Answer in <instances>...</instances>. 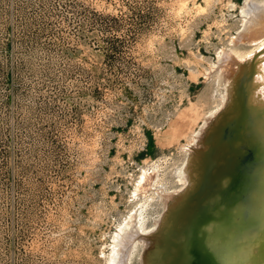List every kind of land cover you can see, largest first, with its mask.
I'll return each instance as SVG.
<instances>
[{
	"label": "rangeland",
	"instance_id": "rangeland-1",
	"mask_svg": "<svg viewBox=\"0 0 264 264\" xmlns=\"http://www.w3.org/2000/svg\"><path fill=\"white\" fill-rule=\"evenodd\" d=\"M246 1L0 0V264H108L150 196L152 224Z\"/></svg>",
	"mask_w": 264,
	"mask_h": 264
},
{
	"label": "bare ground",
	"instance_id": "bare-ground-1",
	"mask_svg": "<svg viewBox=\"0 0 264 264\" xmlns=\"http://www.w3.org/2000/svg\"><path fill=\"white\" fill-rule=\"evenodd\" d=\"M241 10L233 42L248 46L221 50L213 64L219 100L183 145L174 184L157 182L160 213L147 227L141 207L151 196L131 208L108 264H129L137 242L145 256L149 239L142 264H264V0H247Z\"/></svg>",
	"mask_w": 264,
	"mask_h": 264
},
{
	"label": "water",
	"instance_id": "water-1",
	"mask_svg": "<svg viewBox=\"0 0 264 264\" xmlns=\"http://www.w3.org/2000/svg\"><path fill=\"white\" fill-rule=\"evenodd\" d=\"M227 139V138H226ZM213 169V168H212Z\"/></svg>",
	"mask_w": 264,
	"mask_h": 264
}]
</instances>
